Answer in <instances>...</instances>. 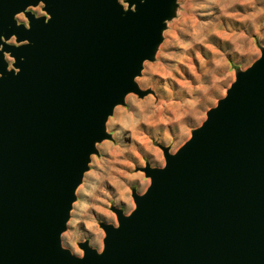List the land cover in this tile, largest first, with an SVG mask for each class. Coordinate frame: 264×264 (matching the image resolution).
Wrapping results in <instances>:
<instances>
[{"label": "water", "instance_id": "95a60500", "mask_svg": "<svg viewBox=\"0 0 264 264\" xmlns=\"http://www.w3.org/2000/svg\"><path fill=\"white\" fill-rule=\"evenodd\" d=\"M175 1L0 0V264H264V48L175 154L157 145L164 167L140 169L150 185L131 189L130 215L110 207L101 253L61 247L107 119L146 95L134 80Z\"/></svg>", "mask_w": 264, "mask_h": 264}, {"label": "rangeland", "instance_id": "374dc122", "mask_svg": "<svg viewBox=\"0 0 264 264\" xmlns=\"http://www.w3.org/2000/svg\"><path fill=\"white\" fill-rule=\"evenodd\" d=\"M125 0L119 2L126 8ZM43 6L28 8L36 18ZM27 26L23 14L15 17ZM17 46L15 39L7 42ZM264 48V0H176L165 21L161 42L134 82L146 95L128 94L107 119L110 137L95 145L88 170L75 191L61 247L81 258L78 244L101 253L104 232L117 227L110 207L128 216L134 210L131 189L143 195L150 180L140 171L164 167L157 145L175 154L215 108L235 80ZM8 68L13 60L5 55Z\"/></svg>", "mask_w": 264, "mask_h": 264}]
</instances>
